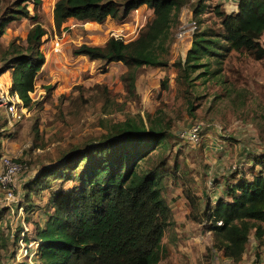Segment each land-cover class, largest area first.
Segmentation results:
<instances>
[{"label":"rangeland","instance_id":"obj_1","mask_svg":"<svg viewBox=\"0 0 264 264\" xmlns=\"http://www.w3.org/2000/svg\"><path fill=\"white\" fill-rule=\"evenodd\" d=\"M18 1L22 0H0V21ZM56 1L40 0L37 7L31 0L21 2L20 7L26 6L29 16L8 22L0 34L3 68L11 44L25 46L26 35L35 24L46 31L40 48L44 64L30 115L13 127V134L0 128V137L6 140V152L0 157H11L37 176L61 164L69 153L85 151L88 144L101 141L116 123L132 120L148 129L150 121L166 137V148L161 152L169 167L164 197L173 219L163 239L168 256L159 264H234L213 250L211 233L192 221L196 212L187 196L203 204L224 198L231 177L243 175L250 180L261 169L255 164L264 166V58L256 61L248 53L232 52L217 67L216 76H199L205 73L200 70L190 78L189 88L180 84L174 64L185 59L190 40L176 42L175 34L182 23L194 21L191 7L199 0H191L182 9L180 25L174 30L168 65L139 69L135 90L129 92L124 81L127 69L122 63L105 66L101 61L74 56L73 51L81 45L104 46L111 37L125 42L135 39L152 18L148 8L121 23L69 20L57 32L53 23ZM202 2L207 6L201 16L202 26L215 23L216 28L218 21L210 11L217 4L225 11L223 5L230 6L229 0ZM260 45L264 49V35ZM12 87L13 70L9 69L0 76V97L13 95ZM0 108V124L5 128L6 115L4 107ZM195 125L200 127L198 141L180 137ZM57 186V182L50 181L48 188L30 191L29 199L21 198L18 203L21 211L0 212V234L12 236L3 264H38V245L33 241L26 244L24 237L32 240L36 226L44 227L52 212L49 197ZM253 238L251 235L249 241ZM238 264H264V248L260 246L254 253L248 242Z\"/></svg>","mask_w":264,"mask_h":264},{"label":"trees","instance_id":"obj_2","mask_svg":"<svg viewBox=\"0 0 264 264\" xmlns=\"http://www.w3.org/2000/svg\"><path fill=\"white\" fill-rule=\"evenodd\" d=\"M27 1H18L6 11L0 21V34L8 22L29 16L27 7H20ZM31 1L34 7L40 4V0ZM202 1L191 7L197 24L191 48L184 60L174 64L179 83L187 88L192 83L190 78L200 70L205 73L199 76H216L217 67L232 52L248 53L256 61L264 58L259 43L264 34V0H238L237 12L232 14L222 10L221 4L215 5L210 12L218 21L216 28L215 23L202 26L201 16L207 8ZM190 2L57 0L53 23L61 32L69 20L102 24L110 18L121 23L142 6L150 9L151 20L135 39L125 42L111 37L104 46L81 45L73 51L74 56L101 61L105 66L122 63L127 69V89L133 92L139 69L168 65L174 30L180 25L182 9ZM45 35V29L35 24L26 35L25 46L8 47V59L0 68V76L13 70L12 93L29 109L44 64L40 48ZM211 64L215 65L214 71ZM149 123L148 129L132 120L114 124L101 141L88 144L85 151L69 153L61 164L40 171L24 186L29 198L30 191L44 190L50 181L58 183L49 197L52 212L44 227L36 226L32 240L24 237L26 244H38V264H159L167 258L163 239L173 219L164 197L169 167L161 152L166 148V137ZM262 164H255L261 169L250 180L243 175L237 176L240 180L231 177L224 198L218 197L213 205L206 203L202 208L195 197L187 196L196 212L191 219L211 233L213 250L234 264L242 260L251 235L259 243L264 236ZM68 183H73L72 187L64 189ZM10 237L0 234V264L3 254L8 253Z\"/></svg>","mask_w":264,"mask_h":264},{"label":"built area","instance_id":"obj_3","mask_svg":"<svg viewBox=\"0 0 264 264\" xmlns=\"http://www.w3.org/2000/svg\"><path fill=\"white\" fill-rule=\"evenodd\" d=\"M196 30L197 24L195 21L182 23L175 34V41L182 42L186 39L192 41V37ZM2 106L4 107V113L6 115V124L12 129L16 123L22 121L28 114L30 115L29 108L23 105L16 94H7L4 97H0V107ZM199 130L200 127L195 125L190 133L181 134L180 137L196 142L198 141L197 135ZM0 160L2 166L0 173V190L4 195V206L11 212L14 211V206L21 211V206H18L21 200L20 191H22L24 186L32 181V179L30 180L29 177L27 178L28 170L25 165H21L16 160L5 155L2 156ZM22 234L24 235V233Z\"/></svg>","mask_w":264,"mask_h":264},{"label":"crops","instance_id":"obj_4","mask_svg":"<svg viewBox=\"0 0 264 264\" xmlns=\"http://www.w3.org/2000/svg\"><path fill=\"white\" fill-rule=\"evenodd\" d=\"M237 1L238 0H229V3H230V6H227V5H223V7H224V9H225V12L227 13V14H232V13H236L237 12ZM222 2V1H221ZM144 9H147V7L146 6H142V7H140V8H138L137 10H135V11H132L131 13H130V15L128 16L129 18H133V16H135V14H141V12L144 10ZM149 10V12H150V14H151V16H152V11L150 10V9H148ZM128 19V18H127ZM110 20H112V19H107L106 20V24L108 23V22H111ZM76 21V20H75ZM113 21V20H112ZM264 35V34H263ZM262 38V37H261ZM261 38H260V40H261ZM260 40H259V43H260ZM191 41L188 43V45H189V47L186 49V51H188L189 49H190V47H191ZM176 46H178L177 44H175ZM174 44H173V47L175 46ZM180 46V45H179ZM36 88V87H35ZM34 92H35V90H34ZM32 93L31 94V98H32V100H34V94L35 93ZM1 109V108H0ZM15 125H17V123L15 124ZM15 125H14V128H15ZM0 128H1V130L2 131H6V130H9L10 132H9V134H11L12 132H14V130L12 129V128H10L7 124H6V122H5V128L0 124ZM13 134V133H12ZM5 144H6V140L3 138V137H0V154H4L5 152H6V147H5ZM0 159H1V157H0ZM1 170H2V166H1V160H0V173H1ZM29 170V169H28ZM36 174L37 173H35V172H30V170L29 171H27V178L29 177L30 178V180L32 179V178H34L35 176H36ZM20 194H21V198H25L26 197V191L25 190H22V191H20ZM3 198H4V195H3V192L0 190V212L2 211V210H4V209H7V208H5V206H4V200H3ZM27 199H29V198H27ZM216 201V199L214 200V201H212V202H206L207 204H211V205H213V203ZM206 203L205 204H203V202H200L199 204H200V207H202V208H204V206L206 205ZM27 204V203H26ZM169 208H170V206H169ZM17 209V207L16 206H14V211ZM8 210V212L10 211L9 209H7ZM171 210V209H170ZM202 210V209H201ZM11 212V211H10ZM193 221V220H192ZM194 222V221H193ZM198 224V223H197ZM199 225H202V224H199ZM203 226V225H202ZM205 228V227H204ZM206 229V228H205ZM12 237V236H11ZM263 240V245H264V239H262ZM260 242V241H259ZM258 241H256L255 240V238H253V241H249V245H250V247H251V249H252V251L254 252V253H257L258 252V247H260L261 246V248H264V246L263 245H261L260 243H259ZM260 244V245H259Z\"/></svg>","mask_w":264,"mask_h":264}]
</instances>
